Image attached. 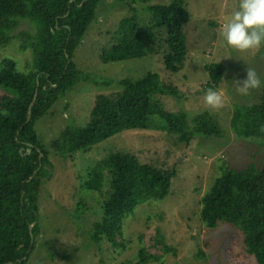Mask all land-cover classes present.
Returning a JSON list of instances; mask_svg holds the SVG:
<instances>
[{"label":"trees","instance_id":"obj_1","mask_svg":"<svg viewBox=\"0 0 264 264\" xmlns=\"http://www.w3.org/2000/svg\"><path fill=\"white\" fill-rule=\"evenodd\" d=\"M103 1L0 0V47L16 37L20 49H29L33 57L28 73L19 72L12 59L0 62L3 92L0 94V264H27L40 247L39 235L44 233L38 223V198L53 173L51 152L62 158L77 152L87 153L94 145L123 131L148 129L150 118L156 115L158 118L162 115L160 118L167 120L166 128L176 132L178 122H170L169 114H163L164 102L158 96L179 100L181 93L171 84L163 83L158 74L146 73L135 81L94 82L120 88L110 116L95 117L84 126L66 127L48 146L40 141L35 124L78 82L82 71L73 61L74 52L84 37L97 42L89 34L98 25ZM153 1H128V14L119 21L110 44L98 50L101 63L129 57L139 59L162 51L168 54L185 51L188 10L177 1L151 4ZM138 3L147 5L141 9L153 17L149 23L140 24L134 6ZM23 21L32 24L33 32L21 30L12 35ZM205 68L211 72L206 86H218L223 69ZM82 78L91 80L89 74L83 73ZM36 86L37 97L27 120ZM261 92L257 103L233 107L230 129L236 137L264 146V83ZM101 104L105 105L104 99ZM196 118L200 128L215 130V124H211L214 118L207 111ZM189 137L187 131L181 130L176 139L178 143L188 144ZM176 164L162 169L141 162L134 154L116 151L90 166L85 175L78 176L80 189L97 193L101 199L92 211L98 219L92 224L90 242L94 245L105 242L114 249H125L123 222L138 206L168 196L177 174ZM220 166L211 189L200 199V220L210 228L220 222L234 226L242 235L243 252L253 257L256 264H264V163L260 168L254 164L242 169L224 163ZM83 212V206L78 204L74 215L78 217ZM31 224L34 225L30 230ZM161 251L163 254L157 255L140 247L134 256L135 264H163L164 254H176L165 244Z\"/></svg>","mask_w":264,"mask_h":264},{"label":"rangeland","instance_id":"obj_2","mask_svg":"<svg viewBox=\"0 0 264 264\" xmlns=\"http://www.w3.org/2000/svg\"><path fill=\"white\" fill-rule=\"evenodd\" d=\"M128 1L132 0L103 1L97 16L98 25L89 34L97 42L84 37L73 56L77 68L82 74H89L91 80L83 79L81 74L78 82L37 121L35 131L40 141L48 146L66 127L84 126L95 117L110 116L113 112L119 86L105 87L94 82L135 81L146 73H156L163 83L171 84L182 95L179 100L158 96L164 102L161 111L166 112L163 114H169L170 122H178L176 132L166 128L167 120L161 119L162 115L159 118L156 115L150 118L148 129L123 131L94 145L87 153L77 152L62 158L51 152L53 173L38 198V223L44 235H39L40 247L27 264H135L134 256L140 247L162 255L163 244L176 253L164 254L163 264H256L253 257L243 252L239 231L222 222L215 228L206 226L200 220L199 204L204 193L211 189L223 163L235 169L250 164L260 168L264 163V146L257 141L238 138L230 129L233 107L255 104L261 96L264 46L258 51L240 52L229 47L219 36L221 26L238 10L240 0H154L151 4L177 1L188 10L190 20L184 27L185 51L175 54L162 51L139 59L129 57L101 63L98 50L110 44L119 21L128 14ZM134 6L140 24L153 19L142 10L147 5L138 3ZM32 28L31 23L23 21L12 35L21 30L33 32ZM5 58L12 59L19 72L28 73L32 69V53L29 49L22 51L16 37L0 47V62ZM218 66L223 69L219 85L206 86L211 72L205 67L213 70ZM247 68L256 70L262 84L260 88L250 90L248 95H241L235 81L246 77ZM209 88L223 94V108L214 110L205 105L204 96ZM102 99L105 101L103 106ZM203 111L213 116L211 124H215L212 125L215 130L198 126L196 116ZM181 130L190 134L188 144L177 142ZM116 151L134 154L141 162L162 169L177 163V174L168 196L138 206L123 222L125 249H114L105 242L100 245L90 242L92 224L98 219L92 211L101 199L97 193L81 190L78 177ZM78 204L83 206L84 212L75 217Z\"/></svg>","mask_w":264,"mask_h":264},{"label":"clouds","instance_id":"obj_3","mask_svg":"<svg viewBox=\"0 0 264 264\" xmlns=\"http://www.w3.org/2000/svg\"><path fill=\"white\" fill-rule=\"evenodd\" d=\"M219 36L229 47L240 52L258 51L264 46V0H240L238 10L221 26ZM235 82L236 90L241 95H248L250 90L260 88L262 84L254 68H247L246 77ZM204 102L206 106L219 110L225 105V97L221 92L209 88Z\"/></svg>","mask_w":264,"mask_h":264},{"label":"water","instance_id":"obj_4","mask_svg":"<svg viewBox=\"0 0 264 264\" xmlns=\"http://www.w3.org/2000/svg\"><path fill=\"white\" fill-rule=\"evenodd\" d=\"M37 86H38V84H37ZM37 86H36V89H35V94H34V96H33V99H32V101H31V103H30V105H29V108H28V117H27V120H29V118H30V114H31L30 109H31V107L33 106V104H34V102H35V100H36V97H37ZM33 225H34V224H31V225L29 226V229H30V230H31V228H32Z\"/></svg>","mask_w":264,"mask_h":264}]
</instances>
